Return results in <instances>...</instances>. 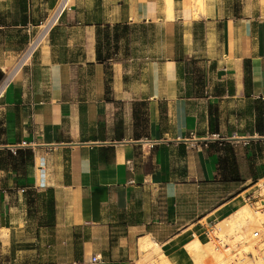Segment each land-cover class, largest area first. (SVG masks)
Wrapping results in <instances>:
<instances>
[{
  "label": "crops",
  "instance_id": "obj_1",
  "mask_svg": "<svg viewBox=\"0 0 264 264\" xmlns=\"http://www.w3.org/2000/svg\"><path fill=\"white\" fill-rule=\"evenodd\" d=\"M226 146L264 174V0H0V264H191Z\"/></svg>",
  "mask_w": 264,
  "mask_h": 264
},
{
  "label": "rangeland",
  "instance_id": "obj_2",
  "mask_svg": "<svg viewBox=\"0 0 264 264\" xmlns=\"http://www.w3.org/2000/svg\"><path fill=\"white\" fill-rule=\"evenodd\" d=\"M126 32L135 33L133 29H128ZM262 175L264 174L252 178L251 183L246 186L240 185L239 182H227L230 180L222 181L211 187L209 192L206 191L205 194L209 195H203L202 201H192L191 205L186 207V215L200 211L205 213L236 192L238 187L242 190L253 185L241 194L240 204L236 210L208 223V237L202 240L201 244L194 242L187 246L192 258L191 264H264V176ZM254 230L261 232L260 240L252 237ZM140 251V255L124 264H170L153 243L141 245Z\"/></svg>",
  "mask_w": 264,
  "mask_h": 264
},
{
  "label": "trees",
  "instance_id": "obj_3",
  "mask_svg": "<svg viewBox=\"0 0 264 264\" xmlns=\"http://www.w3.org/2000/svg\"><path fill=\"white\" fill-rule=\"evenodd\" d=\"M116 26L113 27V36L115 37L117 35L116 32ZM126 30H128L127 26H121L119 33L124 35L126 34ZM98 39H97V45H96V58L101 61L104 62L106 65V71H107V58L108 55L105 52L104 55H102L101 53V41H100V34L101 37H103L104 39L108 36L109 34V28L105 27L103 30H101L100 28H98ZM139 115L137 116V122L139 124V126L146 124V116H144L143 112L141 111V109L138 110ZM140 132V131H139ZM138 134V133H137ZM213 144H210V147H212ZM218 165H219V170L220 173L218 174V180L220 181H225V180H230V181H239V175H238V171L234 162V154L232 151V148L229 146H226L225 148V155L224 156H220L218 159ZM32 201V198H30L29 202ZM51 203H49L50 205ZM49 224H51V215L48 216V221Z\"/></svg>",
  "mask_w": 264,
  "mask_h": 264
},
{
  "label": "built area",
  "instance_id": "obj_4",
  "mask_svg": "<svg viewBox=\"0 0 264 264\" xmlns=\"http://www.w3.org/2000/svg\"><path fill=\"white\" fill-rule=\"evenodd\" d=\"M49 27V26H48ZM34 42V40L31 42V43H33ZM38 42V41H37ZM36 42V43H37ZM30 43V44H31ZM36 43L32 46V48L30 49V51H29V54L31 53V51H32V49L34 48V46L36 45ZM29 44V45H30ZM28 45V46H29ZM27 46V47H28ZM26 50V49H25ZM25 50H24V52H25ZM24 52H23V54H22V57H23V55H24ZM28 56V55H27ZM26 56V57H27ZM5 75V77H4V84L8 81V79H9V77L11 76V72H8V73H5L4 74ZM215 136V135H214ZM257 209H259V208H257ZM252 237L255 239V240H260L261 238H262V234H261V232L259 231V230H254L253 232H252ZM92 261H95V262H102L103 260H102V258L101 257H99L98 255H93L92 256Z\"/></svg>",
  "mask_w": 264,
  "mask_h": 264
},
{
  "label": "bare ground",
  "instance_id": "obj_5",
  "mask_svg": "<svg viewBox=\"0 0 264 264\" xmlns=\"http://www.w3.org/2000/svg\"><path fill=\"white\" fill-rule=\"evenodd\" d=\"M55 15V14H54ZM49 23H50V21L47 23V24H45L44 25V27H48L49 26ZM37 42V38L36 39H34V42L33 43H31L28 47H27V49H26V51H25V56H27L28 54H29V51H30V49L32 48V46L35 44ZM239 217V216H238ZM193 250V249H192ZM191 250V251H192Z\"/></svg>",
  "mask_w": 264,
  "mask_h": 264
}]
</instances>
